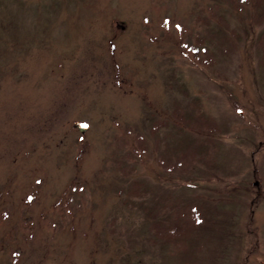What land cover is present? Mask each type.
<instances>
[{
    "label": "rangeland",
    "instance_id": "1",
    "mask_svg": "<svg viewBox=\"0 0 264 264\" xmlns=\"http://www.w3.org/2000/svg\"><path fill=\"white\" fill-rule=\"evenodd\" d=\"M0 264H264V0H0Z\"/></svg>",
    "mask_w": 264,
    "mask_h": 264
},
{
    "label": "water",
    "instance_id": "2",
    "mask_svg": "<svg viewBox=\"0 0 264 264\" xmlns=\"http://www.w3.org/2000/svg\"><path fill=\"white\" fill-rule=\"evenodd\" d=\"M77 126L80 127L82 131L86 130L88 128V125L84 122L77 123Z\"/></svg>",
    "mask_w": 264,
    "mask_h": 264
}]
</instances>
